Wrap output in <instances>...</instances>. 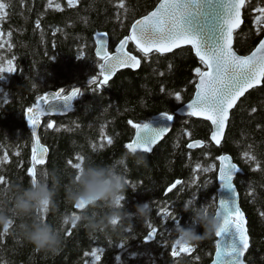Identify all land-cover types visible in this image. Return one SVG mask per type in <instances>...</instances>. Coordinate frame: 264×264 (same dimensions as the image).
<instances>
[{
  "label": "trees",
  "instance_id": "1",
  "mask_svg": "<svg viewBox=\"0 0 264 264\" xmlns=\"http://www.w3.org/2000/svg\"><path fill=\"white\" fill-rule=\"evenodd\" d=\"M0 3H5L7 11L0 20V63L7 66L10 60L15 69L13 73H0V176L5 178L0 186L17 183L27 187L31 181L26 170L33 139L25 113L35 98L60 88L71 91L74 86L83 93L75 100L71 114L44 119L39 132L40 142L49 153L46 164L36 168V179L41 172L53 169L63 177L54 197L56 211L45 219L71 229V234L63 232L64 243L57 253L37 251L19 238L14 224L0 241V264H209L215 252V236L190 246L189 252L178 247L173 256L172 244L178 239L174 227L177 222L180 226L192 223V212L184 208L194 195L197 207L217 203V157L222 154L229 155L241 169L235 185L250 237L246 264H264V85L247 93L231 112L219 148L210 141L211 126L207 122L175 116L170 134L151 154H134L143 157L145 164L136 165L130 156L125 165H117L129 185L122 201L124 208L134 212V205L148 203L150 215L124 221L118 233L89 235L83 227L72 229L70 222L59 223L61 214H79L64 198L63 185L76 171L69 161L79 163V155L98 164H115L129 153L124 146L134 129L127 121L147 123L165 111L174 115L193 96L192 68L201 65L189 48L145 60L130 44L128 50L141 58L140 69L123 71L93 92L95 86L90 87L87 81L99 72L94 36L107 33L112 53L120 39L128 35L132 21L152 10L158 0H124L126 10L117 7L119 0H77L75 7H69L66 0H51V6L49 0ZM57 3L62 10L55 8ZM256 6H264V0H250V6L243 10V25L234 33V50L240 55L248 54L264 37L257 34L253 24ZM37 20L40 28L35 26ZM176 92L181 93V101H176ZM49 122L53 124L51 129L47 128ZM101 131L113 140L111 145ZM196 140L203 141V148L189 150L187 145ZM245 153L255 159L249 160ZM205 167H212V171L203 172ZM177 179L182 183L165 195ZM165 205L177 217L175 221L171 217L165 221L159 214ZM149 223L158 232L153 240L145 242ZM3 231L0 227V233ZM195 231L202 233L203 229L196 226ZM93 248L103 249L99 261L84 256Z\"/></svg>",
  "mask_w": 264,
  "mask_h": 264
},
{
  "label": "snow or ice",
  "instance_id": "2",
  "mask_svg": "<svg viewBox=\"0 0 264 264\" xmlns=\"http://www.w3.org/2000/svg\"><path fill=\"white\" fill-rule=\"evenodd\" d=\"M77 0H67L69 7H75ZM51 6V0H49ZM250 6V0H158L153 9L147 11L138 19H134L130 25L129 34L120 39L116 45L115 52L107 50L105 40H98L96 56L98 58L99 72L93 75L88 81V85L95 86L93 92L100 90L109 83V80L119 69H137L141 65V58L148 59L152 55L162 56L165 53H172L174 49H181L183 45H189L190 51L198 58L199 64L192 68L194 73L190 81L194 85V94L186 105V114L189 117H202L211 122V140L217 145L221 143V137L225 132L226 124L230 118V111L233 110L238 101L245 97L250 90L264 85V39L250 50L248 54L240 55L234 50L233 34L241 26V13ZM119 9H125L124 0H119ZM57 10H62L60 4H56ZM253 11L257 14L253 18L257 34H264V6H256ZM0 20L7 15L5 3H0ZM36 28H40V21H36ZM129 42L135 46V50L142 54L141 58L126 51ZM2 47V45H0ZM11 47V45H9ZM2 59V58H0ZM15 71L12 62L7 61V66L0 63V73H13ZM33 87H36L33 84ZM160 91L165 92L162 86ZM83 95L80 87H72L71 91L60 88L55 92H46L44 95L37 96L36 102L27 109L25 115L31 127L32 156L30 166L27 168V176L31 181L36 180V168L38 165L46 163L45 153L47 149L40 144L37 137V128L40 125V117L52 113H66L72 110L73 102ZM168 95H172L171 92ZM181 93H175L176 101H181ZM7 98H5L6 100ZM87 107L85 110L87 111ZM253 112L257 109L253 108ZM174 120V116L167 111L161 112L158 120L154 123H134L131 119L127 123L135 130V135L130 142L125 144V148L130 153H151L154 146L169 131V123ZM53 124L49 122L47 128L51 129ZM59 130V129H57ZM107 139L111 145L113 140ZM203 141L196 140L189 143V149L200 147ZM103 146V145H101ZM245 156L249 160L254 157ZM7 159V156H5ZM79 163L69 164L77 169L83 161V156H77ZM219 169L217 179L221 181L222 187H227L233 192L231 202L219 201L213 204L215 215L219 222V227L215 237L222 238V234L227 232L229 226L235 229L238 237L237 243L224 246L219 239L215 244V256L211 264H246L244 259L250 248V238L246 228L245 214L237 205V191L233 183V174L241 169L227 155L217 157ZM197 169L200 168L198 164ZM257 167L259 165L257 164ZM203 172L212 171V167H205ZM4 177L0 176V182H4ZM182 183L177 179L165 191L172 192L173 189ZM196 183L195 180L192 181ZM211 181H205L209 184ZM188 201L191 204L195 200ZM185 207H187V205ZM77 209V208H76ZM159 214L167 221L170 217L173 221L177 217L168 210L165 205L159 209ZM75 215V214H74ZM66 223L65 225H67ZM14 224L5 226L0 233L2 241ZM177 226L179 223L177 222ZM72 229L76 228L75 222L71 223ZM148 231L143 237L145 242L153 240L158 232L157 227L149 223ZM62 232L71 234V229H63ZM131 229H129L130 231ZM123 248L124 244H120ZM183 252H189L190 246L180 245L178 239L172 244V255H176L177 248ZM103 249L93 248L91 252H85L84 256H91L94 261L100 260ZM119 259V258H117ZM85 264H88L85 261Z\"/></svg>",
  "mask_w": 264,
  "mask_h": 264
},
{
  "label": "clouds",
  "instance_id": "3",
  "mask_svg": "<svg viewBox=\"0 0 264 264\" xmlns=\"http://www.w3.org/2000/svg\"><path fill=\"white\" fill-rule=\"evenodd\" d=\"M130 156L136 165L146 163L143 157L134 153L125 154L115 164H98L85 157L70 181L63 185L65 202L80 212L61 214L59 223L75 222L89 235H109L118 233L124 221L131 222L133 217L147 218L150 215L148 203L134 205V212L126 210L122 204L129 185L125 175L117 170V165H125ZM62 178L57 169L45 170L27 187L17 183L0 186V227L15 224L19 238L33 249L57 253L64 243L63 232L59 226L47 222L45 217L56 211L54 197ZM215 207L211 203L197 207L192 202L184 208L193 216L190 225L174 227L180 245L195 247L198 242L215 235L219 227ZM196 226L203 232L197 233Z\"/></svg>",
  "mask_w": 264,
  "mask_h": 264
},
{
  "label": "water",
  "instance_id": "4",
  "mask_svg": "<svg viewBox=\"0 0 264 264\" xmlns=\"http://www.w3.org/2000/svg\"><path fill=\"white\" fill-rule=\"evenodd\" d=\"M67 1V0H66ZM242 24H243V19H242V13H241V26H242ZM240 26V27H241ZM238 30V29H237ZM236 30V31H237ZM128 34H129V32H128ZM233 39H234V34H233ZM262 39H264V37L262 38ZM98 40H105L106 41V43H107V50L109 51V36H108V34L107 33H104V32H102V33H98V34H96L95 36H94V45H95V49H94V55L96 56V47H97V43H98ZM131 44V42H129V45ZM118 45V44H117ZM129 45H128V47H129ZM134 46V45H133ZM233 46H234V41H233ZM128 47H127V49H126V51H129L128 50ZM135 47V46H134ZM116 48V47H115ZM115 48H114V50H113V52L112 53H114L115 52ZM185 48H189L190 49V46L189 45H183L182 46V49H185ZM177 50H181V49H174L173 50V52H175V51H177ZM172 52V53H173ZM166 54H171V53H165V54H163V55H166ZM134 55V54H133ZM193 55L195 56V54L193 53ZM96 58H97V56H96ZM139 58V57H138ZM98 59V58H97ZM198 59V58H197ZM140 67H141V65H140ZM140 67L139 68H137V69H131V68H122V69H119L117 72H116V74L109 80V82L110 81H112L119 73H121V72H123V71H126V70H130V71H132V72H137L139 69H140ZM108 85V84H107ZM259 87H261V86H258L257 88H259ZM253 90V89H252ZM252 90H250V91H252ZM249 91V92H250ZM50 92H55V91H50ZM247 94V93H246ZM245 94V95H246ZM242 98H244V97H242ZM241 98V99H242ZM75 102V101H74ZM74 102H73V106H72V110L71 111H68V112H66V113H52V114H46V115H43V116H41L40 117V125H39V127L37 128V137L39 138V130H40V128H41V125H42V120L43 119H46V118H64V117H67L69 114H71L72 112H73V110H74ZM238 103H239V101H238ZM237 103V104H238ZM186 105L187 104H185V105H183L182 107H179L177 110H176V112H175V116H178V117H189V116H187V114H186ZM234 110V109H233ZM233 110H231L230 111V114H231V112L233 111ZM160 116V115H159ZM159 116L155 119V120H153V121H150V122H148V123H154L156 120H158V118H159ZM191 118H193V119H196V120H201V121H204V122H207L208 124H210V126H211V122L210 121H206V120H204L202 117H191ZM26 119H27V117H26ZM230 119V118H229ZM169 123V125H170V127H169V131L164 135V137L160 140V141H158V143L154 146V149L164 140V138L165 137H167L169 134H170V132H171V130H172V128H173V123H174V120L173 121H171V122H168ZM227 126H228V123L226 124V127H225V132H224V134H223V136L221 137V143H222V141H223V139H224V136H225V133H226V130H227ZM134 135H135V133H134ZM133 135V136H134ZM210 140H211V134H210ZM211 142L217 147V148H219L220 147V145H221V143L219 144V145H217L214 141H212L211 140ZM192 143H194V142H192ZM43 146V145H42ZM203 146H204V144H202L200 147H195V148H192V149H189V150H196V149H201V148H203ZM46 148V147H45ZM47 149V148H46ZM153 152V151H152ZM151 152V153H152ZM130 153V152H129ZM138 153H142V152H138ZM151 153H143V154H151ZM228 156V155H227ZM230 157V156H229ZM231 158V157H230ZM47 159H48V150H47V152L45 153V160H46V162H47ZM231 161H232V158H231ZM232 163H233V161H232ZM46 164V163H45ZM44 164V165H45ZM44 165H38L37 167H40V166H44ZM218 169H219V165H218ZM240 173V171H238V172H235L234 174H233V177H234V179H233V183H234V187L236 188V186H235V179H236V177L238 176V174ZM217 176H218V174H217ZM218 186H219V189H218V202L219 201H226V202H231V200L233 199V192H232V190L231 189H229V188H227V187H222L221 186V181L220 180H218ZM236 191H237V189H236ZM218 204V203H217ZM237 205L240 207V202H239V195H238V191H237ZM75 208V207H74ZM76 209V208H75ZM78 212H80V210L79 209H76ZM242 211V210H241ZM245 221H246V228H247V220H246V217H245ZM249 235V234H248ZM216 238V237H215ZM216 239H219L220 241H221V244L222 245H224V246H227V245H229V244H235V243H237V240H238V237H237V235H236V232H235V229L234 228H232L231 226H229V229H228V231L227 232H225V233H223L222 234V238H220V237H218V238H216ZM215 256V255H214ZM211 264V263H210Z\"/></svg>",
  "mask_w": 264,
  "mask_h": 264
},
{
  "label": "bare ground",
  "instance_id": "5",
  "mask_svg": "<svg viewBox=\"0 0 264 264\" xmlns=\"http://www.w3.org/2000/svg\"><path fill=\"white\" fill-rule=\"evenodd\" d=\"M242 19H243V11H242ZM242 25H243V24H242ZM241 27H242V26H241ZM241 27H240V28H241ZM240 28H239V29H240ZM239 29H238V30H239ZM238 30H237V31H238ZM237 31H236V32H237ZM7 39H8V38H7ZM233 41H234V39H233ZM2 43H3V42H2ZM7 46H8V45H7ZM8 47H9V46H8ZM7 50H8V49H7ZM177 51H178V50H177ZM166 55H167V54H166ZM197 60H198V59H197ZM261 86H262V85H261ZM253 90H254V89H253ZM39 96H40V95H39ZM35 97H36V96H35ZM7 98H9V97H7ZM35 99H36V98H35ZM20 103H21V102H20ZM187 103H188V102H187ZM187 103H186V104H187ZM184 105H185V104H184ZM181 107H182V106H181ZM234 109H235V108H234ZM22 110H23V109H22ZM175 112H176V111H175ZM159 113H161V112H159ZM230 115H231V114H230ZM173 116L175 117V115H173ZM177 117H178V116H177ZM180 118H184V117H180ZM228 122H229V121H228ZM209 125H210V124H209ZM30 131H31V130H30ZM185 131H186V130H185ZM187 131H188V130H187ZM211 131H212V128H211ZM184 134H185V133H184ZM210 134H211V132H210ZM209 138H210V136H209ZM40 139H41V138H40ZM187 140H188V139H187ZM210 141H211V140H210ZM211 143H212V142H211ZM212 144H213V143H212ZM186 145H187V144H186ZM213 145H214V144H213ZM214 146H215V145H214ZM215 147H216V146H215ZM46 148H47V147H46ZM47 150H48V148H47ZM76 152H77V151H76ZM76 152H75V153H76ZM125 152H126V151H125ZM48 153H49V151H48ZM222 155H226V154H222ZM77 156H78V155H77ZM220 156H221V155H220ZM228 156H229V155H228ZM2 157H3V156H2ZM212 158H213V157H212ZM0 164H1V163H0ZM260 169H261V168H260ZM169 186H170V185H169ZM183 189H184V188H183ZM160 205H161V204H160ZM121 250H122V249H121ZM141 253H142V252H141ZM144 253H145V252H144ZM100 254H101V253H100ZM146 254H147V253H146ZM146 256H147V255H146ZM151 256H152V255H151ZM124 258H125V257H124Z\"/></svg>",
  "mask_w": 264,
  "mask_h": 264
}]
</instances>
